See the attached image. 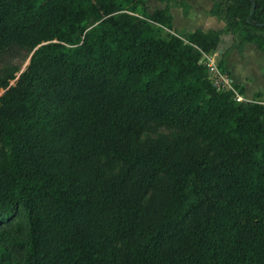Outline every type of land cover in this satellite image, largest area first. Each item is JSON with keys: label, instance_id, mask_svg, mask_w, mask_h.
Listing matches in <instances>:
<instances>
[{"label": "trees", "instance_id": "1", "mask_svg": "<svg viewBox=\"0 0 264 264\" xmlns=\"http://www.w3.org/2000/svg\"><path fill=\"white\" fill-rule=\"evenodd\" d=\"M159 1L0 0V62L33 52L0 69V264H264V102L201 62L224 32L264 52V0L182 35Z\"/></svg>", "mask_w": 264, "mask_h": 264}, {"label": "crops", "instance_id": "2", "mask_svg": "<svg viewBox=\"0 0 264 264\" xmlns=\"http://www.w3.org/2000/svg\"><path fill=\"white\" fill-rule=\"evenodd\" d=\"M191 5V8L187 15H185L184 10L180 6H172L171 13L173 16V29H165V33H177V28H182L184 33H188L196 30L197 28L208 30V29H224L225 22L216 16L211 15L210 9L213 5V0H188ZM148 9L153 12L154 10L164 6V3L159 0H148ZM233 43V36L230 33L224 32L221 35V39L216 50H213L210 53H207V57H211L212 61L223 60V69L230 76L233 83H238L245 87V92L243 96L247 98L254 97L258 95L264 98V65L253 66L254 62H236V59L242 61L243 59L249 60L248 51L252 49L255 53H258L261 57L264 58V52L256 48L253 43L246 44V47L243 52H239L236 48H229ZM229 48L227 54L223 57H220L225 50ZM250 64L251 69L254 71L255 75L260 79V82H257V88H253V82L251 80L252 73H247L243 71L242 68H247ZM262 101V100H261Z\"/></svg>", "mask_w": 264, "mask_h": 264}, {"label": "rangeland", "instance_id": "3", "mask_svg": "<svg viewBox=\"0 0 264 264\" xmlns=\"http://www.w3.org/2000/svg\"><path fill=\"white\" fill-rule=\"evenodd\" d=\"M177 33L182 35L184 33V30L182 28H177ZM186 34V33H185ZM32 52H29L28 50H20L17 56H5L2 58L0 62V69H1V74L4 77H10V85L15 84L17 79L19 78L20 74L26 69V67L29 64L30 58H31ZM224 54V53H223ZM223 54L220 55V57L224 56ZM249 60L243 59L242 61H239L236 59V62H254L252 64V67L255 66H260L264 65V58L258 55V53H255L250 49L247 53ZM223 59V58H222ZM221 59V60H222ZM220 58L219 61H212L211 57H203V64L207 68L208 76H211V79L214 80L215 82L217 81L218 77L216 75V71L212 70V66L214 65L215 67H220ZM248 69L242 68L243 71H246L247 73H252L251 80L253 82V85H251L253 88H257V82H260V79L255 75L254 71L251 69L250 64L247 66ZM230 77V76H229ZM235 84V83H234ZM235 86V85H234ZM242 86V85H241ZM4 88L0 89V96L4 92ZM235 90H237L239 94V88L235 86ZM241 97V101H257V100H262L264 102V98L260 97L258 95H255L254 97H251L250 99L243 96V94H239ZM178 134L176 130H169L167 128H159L156 130H151L148 129L144 132L142 135V141L146 142L149 140H155V139H166L170 138L173 139V137ZM199 147H204L205 143L203 142H198ZM13 250L17 253H19V249L14 246Z\"/></svg>", "mask_w": 264, "mask_h": 264}, {"label": "built area", "instance_id": "4", "mask_svg": "<svg viewBox=\"0 0 264 264\" xmlns=\"http://www.w3.org/2000/svg\"><path fill=\"white\" fill-rule=\"evenodd\" d=\"M206 54L204 53L201 59V62H203V57H205ZM212 70L216 71V75L218 77L217 81L215 82L214 80L211 79V76L209 77L214 85L218 88L220 91H225V90H233L236 93V98L238 100L241 99L240 93L238 94L237 90H235V86L227 72L219 67H215L214 65L211 68Z\"/></svg>", "mask_w": 264, "mask_h": 264}, {"label": "water", "instance_id": "5", "mask_svg": "<svg viewBox=\"0 0 264 264\" xmlns=\"http://www.w3.org/2000/svg\"><path fill=\"white\" fill-rule=\"evenodd\" d=\"M32 54H33V52H32ZM32 54H31V56H32Z\"/></svg>", "mask_w": 264, "mask_h": 264}]
</instances>
